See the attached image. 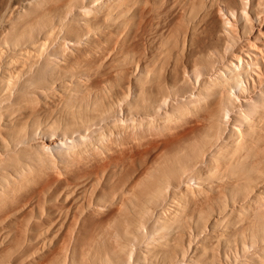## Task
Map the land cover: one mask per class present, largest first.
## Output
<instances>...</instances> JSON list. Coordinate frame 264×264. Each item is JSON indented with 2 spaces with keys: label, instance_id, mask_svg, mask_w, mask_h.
Segmentation results:
<instances>
[{
  "label": "rangeland",
  "instance_id": "374dc122",
  "mask_svg": "<svg viewBox=\"0 0 264 264\" xmlns=\"http://www.w3.org/2000/svg\"><path fill=\"white\" fill-rule=\"evenodd\" d=\"M48 1L49 0H47L46 5L45 0H0V51L5 50L3 53L1 51L2 55L4 53L8 55V53L13 51V46L7 42V36L9 35L7 33L12 32L13 29H17L20 34L24 31H29L30 27L33 26V30L31 29L29 33H25L24 42L16 47L15 50L19 48L20 50L23 49L24 51V48H28L27 45L37 42V44L35 43L36 45L33 44V46H36L34 47L35 49L33 48V51L36 50L37 52L34 51V53L32 51L34 54L31 53L33 56L31 55L32 57L28 59V62L26 60V63L22 58L20 59V57L11 61H17L19 63V59L20 62L22 60L26 65L25 66L24 64L19 63L23 65V68H27L31 63L33 70L39 66L46 67L47 70L45 73V81H38V84H34L33 88H28V93L24 94L26 98L16 107H20L19 109H22L20 112L19 110H16L15 113L11 114L5 110L1 111L4 115L1 114L0 116L2 119H0V121H3V123L0 122V127L5 128L7 126L5 128L7 133L5 132L6 130L0 129L3 131L0 132V134L2 133L0 141L2 139L5 140V136L10 133L9 131H11V128L13 126H19L20 121V126L24 127L27 125L25 127L27 135L21 143L19 142L20 145L17 144L19 146L18 148H15V152L13 150H9L8 152L7 150V152L3 154L4 151L1 153L0 150V174H2L3 171L13 172L12 169H14V167L18 168V171L20 172H18V178L14 175V173H11V178L7 176L8 174H4L6 177H8L6 178V185H4L3 180L0 179V182L2 183V185H0V264H131L132 262V264H193L191 260H193V256L195 254L202 256H198V258L200 257V259H197L196 261H199L198 264H254L258 258H260L258 259L259 262L257 261L258 264H264V255H262L264 254V239L261 240L262 242L260 241L256 242V244H250L249 241L252 240L246 238L245 236L248 234L247 230L245 229H248L247 227H249V225L251 226L250 222H247L248 219V221H250L249 217L252 213L249 211L258 207L260 213L262 216H264V193H262L264 192V161L260 162L263 163L262 165L259 164L261 169L258 168L259 170L256 171L257 173H255V180L251 179L252 181L249 180L247 182V184L249 183L251 186L250 189L246 188L243 182H240V184L237 181L238 184L235 185L236 180H234L232 177H225L229 182L226 181V179L219 174L220 172L214 173V171H218L216 165L220 162H216L214 158H212V155L209 153V151L203 152L202 156L201 146L198 145V140L204 137L203 124L199 120H196L195 116L189 111L191 104H193L192 101L197 98L196 94L202 87L200 82L203 78L207 80L209 78L208 81H211L215 78V74L220 70L226 72L228 68H233V66L236 64V66H238L239 63V66H244V68L241 70L242 76L240 75V79L243 81V84H245L244 81L247 78V83H249L250 89L247 93V96L244 93L241 95L237 93L238 90L236 88L231 89L232 92H234V90L236 92L233 93V97L236 95V100H240L238 102L234 99V106L237 107L241 104H244L241 102L243 96L250 99L258 97L256 90L253 91L251 89V84L253 82V84L256 85L264 81V0H217V2H215L216 0H195L196 2H194V6L192 3L194 0H104V2L103 0H66L67 2L65 0H59L60 2H56V0H54V2L52 1L53 4H51V0L49 2ZM189 2L191 3L189 4ZM42 3L43 7L41 6ZM61 3H63V5H59ZM48 4L51 5V7ZM45 5L50 10L48 8L47 10ZM41 7L43 8L44 14L42 11V14H39ZM38 8H40V10ZM44 10L46 12H44ZM85 10H87L88 14L91 16L87 15ZM35 12H38V18L37 15L34 14ZM84 12L86 15H83L86 17L82 15ZM232 12H235L234 15L236 14V16H231ZM245 13H247L246 15L248 16L249 20L246 19V17L244 18ZM31 16L33 19L35 17L37 23L31 18ZM101 16L102 18L106 16L103 18L105 21L102 20ZM31 21L33 22L32 24ZM39 21L41 22L38 23ZM11 23H13L12 26ZM20 23L24 24V26L23 24L21 25L25 30H22L23 27H21V25L20 28L22 31L19 29L18 26ZM33 24L36 25L34 26ZM13 25L16 26L14 27ZM226 26L229 27L230 30L233 27L234 29L230 31ZM49 29H51V31ZM236 29L238 31L241 30L239 34ZM47 32H49L50 36ZM232 32L238 36L236 35V37ZM46 33L49 37L46 35ZM245 39L249 40L246 41ZM42 41L44 47L41 46ZM3 43H5L4 45L6 46H4ZM248 43L251 45V48L247 46ZM255 49L261 50L256 51ZM64 51L66 53H64ZM71 52L72 54H70ZM12 54L13 53L10 55ZM80 54L82 55L79 56ZM224 54L227 57H225ZM254 54L257 56L259 62L257 64L259 67L256 68L257 70L253 68L257 66H252L251 69L249 67H245V63H247V61L251 60L250 62H252V60H254L252 57ZM82 56L85 57L82 58ZM76 57L78 59H76ZM2 59H0V65ZM32 59L33 61H31ZM164 59L165 61H163ZM236 59H240L238 60L239 63H237ZM73 60L76 62L78 60L80 61L76 63ZM61 61L63 64H61ZM17 62L15 65H11L9 68L14 69L16 67L15 69H18L21 65H19ZM159 63H161V66ZM74 66L78 69H76ZM224 66L227 68V70ZM70 67L73 69H70ZM205 70L206 72H203V75L201 71ZM251 72H254L258 77L253 75ZM197 75H199V77H197ZM248 76L251 77L252 80H249ZM195 78L197 79L196 83ZM58 81L65 82L67 86L62 82V85H59ZM83 82L88 83L83 84ZM70 83L71 86L69 88L68 84ZM54 86L58 87L55 89L53 88ZM52 88L55 91H52ZM41 90H43L44 93ZM62 90L65 91L63 92ZM51 91L52 93L50 94ZM86 91H89V93H86ZM48 92L50 97L46 94ZM68 92H72V94H69ZM31 94L33 96H30ZM43 94H45V97ZM68 94L71 97H80L82 94H84L83 96L87 95L88 98L95 101L97 110L90 112V114L94 116V118H89L93 119V121L91 120V123L83 126L79 125L80 128H75L73 126L74 128L71 129L70 126L72 125L69 124V117L71 115H69V113H67V109H65L67 106L65 100L67 101V99H69L68 96L66 97ZM34 96L38 97L35 98ZM62 97L64 99H62ZM40 98L42 99L40 100ZM167 98L170 99L167 100ZM181 98L185 100H182ZM35 101L38 102L37 104L39 107H37L35 104H32ZM63 102H65L64 104L66 106L63 105ZM24 103L28 105L32 104L31 106L27 105V108L32 106L33 107L31 109L35 107L38 108L37 110L35 109V114L34 112L32 114V110L29 109V113L31 114L28 115V117L26 115L28 114V109H26ZM4 104H6V102ZM60 105L65 106L62 110L64 115L60 114V108H63V106L60 107ZM103 105L107 110L104 109ZM157 105L161 106L162 109H160V107ZM157 109L163 111L158 112ZM176 112L180 114L177 115ZM174 113H176V115ZM230 113L231 112H229L228 115L231 118V121L229 120L230 123H226L227 117L225 119L223 118L224 124H222V132L223 136L225 137H232L231 128L233 124L237 127L236 129L239 128V130H243V128L246 129V126H250L246 122H243L244 124L239 122L238 124V122H236L238 115L234 111L231 114ZM5 114L7 115L5 116ZM8 115L9 117L7 118ZM170 117L171 119L166 120V118ZM172 118H174V121ZM60 119L62 121H60ZM8 120L10 121L8 122ZM45 122L48 126L45 124ZM262 124H264V118L260 119L259 124L256 123L255 125H252L255 127V131H262V133H260L263 135L264 125ZM97 126H99V128ZM42 127L45 128L43 129ZM227 128L229 129L227 130ZM78 129L81 130L78 131ZM101 130H104V133H101ZM94 131H96V134H98V136L96 135L97 139L95 141L91 138L93 134H95ZM50 134H55L54 137L52 136V138H56L51 140L49 137ZM79 135L87 136L86 149L89 148L88 150H86L84 147L83 151L81 150V147H75V145L68 148L67 150L63 148L60 150L53 148L50 151L46 150V152L44 151L45 149L41 150L44 144L50 145V142L52 141L57 142L60 137L62 138V136H67L69 139L78 140L79 138L77 139V137ZM236 136L238 137V134L235 135V137ZM235 137L232 139L235 141L236 145L238 138L235 139ZM89 139L91 143L88 142ZM97 140H100V143ZM5 141L3 143H5ZM37 141L39 142L38 144L36 143ZM41 142L44 143H42V147ZM77 148L80 150V153H78L79 151L76 150ZM74 149L79 155L74 151L73 152L76 155L72 153L71 150ZM186 149H190L193 152L192 159L197 162L196 166L194 168L185 169L186 173L183 175L184 179L183 176L179 178L171 177L170 183L171 186L175 188V190L177 188L176 192L174 188L170 186L171 188H169V191L168 189H165L166 191H164L161 199H159L158 202L151 207L152 209L150 208L149 212H145V214L144 212L143 214L141 213L143 215V217H141L143 223L142 225H139L138 223L137 224L142 227L141 229L139 227L136 228L140 230L143 228L144 232L140 230L137 231V229L136 232H131L133 233V240L135 237V242H133L131 236L124 234H128L129 232L127 233L123 227L118 231L113 232L109 225L118 217V209L120 208V204H118L119 201L121 199L126 200L134 198L132 190L148 177L149 171L151 169L155 167L157 168L160 166V164L162 165L163 163H166L167 160L175 153H184ZM12 152L15 153L14 156L12 154L10 155ZM259 152L260 151H258L256 155H253L252 158L254 159L256 156H262V153L260 154ZM203 162L204 165H202ZM214 163H217L215 165L216 167L214 166ZM22 164L25 166H22ZM221 166L222 163L219 164L218 167L223 170ZM21 170H23V173ZM178 170L176 169L174 171L178 172ZM204 171H207L205 175ZM261 177H263V180H261ZM180 180L183 181L181 182ZM218 180L219 182L225 180L224 182L231 183L228 185H232V187L226 186V183H224V185L226 184L225 186H220L222 183L219 185ZM231 180H233L235 184H233ZM253 180L256 182L258 181L259 184H257L258 182L255 183ZM184 181L186 184L188 183V185H186ZM208 184H212L210 188ZM182 185L184 188L181 187ZM185 186L188 188L192 186L195 188V192H197L196 188L199 189L201 186L200 188L202 190H199L203 192V194L200 193L203 195V199L200 194H197L198 197L200 195L198 199L194 190L192 191L191 188V190L188 191V188ZM257 187L258 190L260 188L259 191L257 190ZM218 189H220V191ZM199 190L198 192H200ZM184 191L186 194L189 192L188 198L186 197L187 195L184 196L186 200H199L201 203H203V205L199 201L198 202L200 205L197 201L192 202L193 204L190 203V206L192 205V209L196 206V210H192L194 211V216L192 218L193 220L186 219L187 221H185H190L191 223H188L191 224L190 226L193 224V227H199L196 232L194 231L195 227L193 228L192 236L190 235V238L188 237L189 229L188 226H186L187 224L185 225V221H183L184 219L179 221L180 223H184H178L179 226H176L174 223L175 221L172 222L173 220L178 219H176V214L174 212L173 213L175 215L172 213L174 209L177 210V213L178 211L182 212V210H185V213L188 212V209H186L184 203L179 202L178 199L180 197L179 194H181V196L185 195L183 194L185 193ZM190 191L192 193H190ZM217 191L220 193L223 192L224 195H222V193L219 195L220 193L218 192V194ZM165 193L169 195L167 196ZM209 193L213 194L210 195ZM216 193L219 195V198H216L218 197ZM191 194L193 197L195 195L196 199L195 197L194 199L190 197ZM250 194H252L251 198L249 197ZM174 195L178 196L175 197ZM208 195H210V197ZM259 195H263V198H260ZM221 196L227 197L228 201L225 197L222 199ZM211 197L212 200H209ZM258 197L260 198L258 199L259 201L257 200ZM175 198L179 202L178 205V202ZM224 198L227 201H225L227 205L222 203L224 202ZM201 199L203 201H201ZM206 199L209 201L207 202ZM213 199L215 200L214 203ZM216 199L219 200L217 201ZM252 199L255 200L250 201ZM175 200L176 203L174 202ZM238 200H241L244 204H247L248 207V204H250L249 202L259 206L255 205L254 207V205L250 204V208L246 206V212L243 210L245 205L240 202L241 204L239 203L237 206L240 207L242 204L244 205L243 209L241 208V210L245 211V213L242 215V211H240L239 208L236 210L238 212L232 209L233 206L235 207V204H237L236 202H238ZM210 202L212 204H210ZM215 202L217 203V206H215ZM205 203L208 207L205 205ZM174 204L177 206L174 207ZM178 206L180 207L179 209H182L181 207L183 206V209L179 210ZM212 206L214 207V210L212 209ZM218 206H221L222 209L224 207H226L225 209L228 208L227 211L232 209L229 211L230 214H225L227 219L226 216L225 220H223V218V221L220 219L221 222H223L222 226L220 221H214V217H216V219L218 218L217 214L219 213H217L216 210ZM221 207L219 208V212L221 211ZM158 208H160L162 211ZM164 209H166V211ZM198 209H200V211ZM208 209L212 210L207 211ZM154 211L157 212V214ZM212 211H214L215 214H213L214 212L212 213ZM171 213L175 219L172 215H170ZM196 213L199 215H196ZM236 213L241 214L242 217H238ZM141 214L138 213V215L142 216ZM138 215L136 214V216L133 215L132 217L137 219ZM152 215H155L156 217L153 216L152 218ZM169 215L173 217L172 221H170L172 218H169L170 220L167 219ZM208 215L211 221L213 219L214 220L210 222L212 225L208 223L209 225L207 224V227L204 228V221H210L208 219ZM244 216L248 218H244ZM162 217L167 218L164 220ZM203 218H206V220H203ZM231 218H234L235 221ZM237 218H240V220ZM242 218L244 219L245 223ZM161 222L167 223L170 226L172 225L171 223L175 224V227H173L171 230H173L174 233L176 232L178 236H181V233L183 234L185 239L183 241L185 253L183 252V254L185 256L183 255V258H180V260L179 256L181 257L182 254L177 253V249L175 248L176 241H173L175 238H172L176 237L177 239V236H174L176 233L174 234L173 231L170 232L173 234V236L170 240L169 234V236H167L169 239H167L165 235L166 231L163 228L161 229L163 226ZM156 223H158L160 226L157 227L158 225ZM232 223H237L238 225L236 224L234 226ZM241 224L242 227L244 226V228L240 227ZM185 227H187L188 230H185ZM157 228H160L161 230L159 229L156 231ZM214 229H216V231ZM236 229H244V231H240L239 233V230L237 231ZM209 230L214 232L212 233ZM234 230L236 231L234 232ZM139 232L141 234H139ZM242 233L245 235L243 236ZM234 234H236V239L234 238ZM162 235H165L163 237H165L167 240L162 238ZM118 236L120 239H118ZM114 237H117L118 240H122V243L123 241L126 243L128 241L129 246L128 244L124 243L123 245L128 247L126 248L127 250H130L131 252L133 251L132 254H130V258H128L129 256H127V258L125 256V254L129 253L126 252L127 250H123V253H121L118 242H116V245H119V249L116 248L117 246L115 244H112L114 243ZM159 237L165 240L163 243L162 239H160V247L155 244L158 242L157 240H159ZM152 240H154V243H152ZM166 241H170V243H167ZM172 241L174 243V246L172 245L173 247L170 246ZM130 242L133 249L130 248ZM148 242L151 244L148 245ZM122 243L120 244L122 245ZM186 243H189L190 247ZM123 245L121 247H123ZM199 245H202L205 247V249L202 246L200 247L201 250L197 249L199 248ZM243 245L246 246V249ZM257 245L258 250L256 249ZM170 249H173L171 251L173 256H171L172 254ZM241 249L244 250L241 251ZM162 251L165 252L163 253ZM173 251L178 254V257H175L176 254ZM196 251L203 253L201 255V253H197ZM154 252L157 255L156 258ZM120 253L122 255H120ZM153 253L154 256H152ZM168 253L170 256H168ZM106 255L109 257V259L104 258ZM148 255L153 259H150ZM190 255L192 258L191 260H189ZM138 256H140V258H137ZM170 257L172 259H170ZM145 258L146 263L143 260ZM173 258L175 260H173ZM129 259L131 260L129 261ZM246 259L249 261H246ZM136 260L140 261L138 262Z\"/></svg>",
  "mask_w": 264,
  "mask_h": 264
},
{
  "label": "bare ground",
  "instance_id": "6f19581e",
  "mask_svg": "<svg viewBox=\"0 0 264 264\" xmlns=\"http://www.w3.org/2000/svg\"><path fill=\"white\" fill-rule=\"evenodd\" d=\"M50 1V0H49ZM48 1V2H49ZM54 2V0H51V2ZM59 0H56V2H58ZM61 1V0H60ZM59 1V2H60ZM66 1V0H65ZM118 1V0H117ZM191 1V0H190ZM193 1V0H192ZM197 1V0H196ZM195 0L192 2L193 3V6H194V2H196ZM227 1V0H226ZM45 2H46V5H47V0H45ZM45 2H44V4H45ZM53 2L51 3V4H53ZM55 2V3H56ZM67 2V1H66ZM66 2H64V3H66ZM103 2H104V0H103ZM215 2H217V0L215 1ZM264 2V1H263ZM262 2V3H263ZM34 3V2H33ZM191 2H189V4H190ZM31 4V3H30ZM94 4H96V3H94ZM114 4V3H113ZM117 4V3H116ZM211 4H212V1H211ZM250 4V3H249ZM45 5V6H46ZM49 5V4H48ZM59 5H63V3H61V4H59ZM28 6H29V4H28ZM41 6L43 7V3L41 4ZM50 7H51V5H49ZM191 6H192V4H191ZM191 6H190V8H191ZM192 6V7H193ZM200 6V5H199ZM246 6H248V5H246ZM245 6V7H246ZM261 6V5H260ZM40 7V6H39ZM41 7V10H40V8H38L39 10H37V11H39L40 13L39 14H42L43 13V8ZM48 7L46 6V9H47ZM57 8V7H56ZM128 8V7H127ZM185 8V7H184ZM246 8H248V7H246ZM45 9V8H44ZM49 9V8H48ZM47 9V10H48ZM53 9V8H52ZM55 9V8H54ZM249 9V8H248ZM50 10V9H49ZM81 10V9H80ZM82 10H84V9H82ZM89 10V9H88ZM187 10V9H186ZM193 10V9H192ZM22 11V10H21ZM41 11H42V13H41ZM54 11V10H53ZM86 12H87V10H85ZM111 11H113V10H111ZM24 12V11H23ZM44 12H46L45 10H44ZM83 12V11H82ZM100 12V11H99ZM242 12V11H241ZM244 12V11H243ZM28 13V12H27ZM112 13V12H111ZM189 13V12H188ZM208 13V12H207ZM234 13L235 12H232V15L231 16H236V14L234 15ZM259 13V12H258ZM32 14V13H31ZM34 14H36L37 15V18H38V12L36 13H34ZM44 14V13H43ZM89 15V16H91L90 14H88V12L85 14V12L84 13H82V15ZM247 13H245V15H246ZM19 15V14H18ZM18 15H17V18H18ZM33 15V14H32ZM35 15V16H36ZM83 15V16H84ZM244 15V18L246 17V19H248V16L246 15L245 16ZM41 16V15H40ZM84 17H86V16H84ZM88 17V16H87ZM94 17V16H93ZM104 17H106V16H104ZM103 17V18H104ZM24 18V17H23ZM26 18V17H25ZM31 18H32V16H31ZM36 18V19H37ZM101 18H102V16H101ZM102 18V20H104ZM201 18V17H200ZM243 18V19H244ZM33 19V18H32ZM40 19V18H39ZM199 19V18H198ZM245 19V20H246ZM31 20V19H30ZM36 23H37V21L35 20V17H34V19H33ZM32 20V21H33ZM46 20V19H45ZM249 20V19H248ZM25 21H26V19H25ZM31 21V24L33 23ZM105 21V20H104ZM247 21V20H246ZM12 22V21H11ZM20 22V21H19ZM34 22V23H35ZM41 21H39L38 23H40ZM99 22V21H98ZM103 22V21H102ZM235 22H236V20H235ZM227 23H229V22H227ZM232 23V22H231ZM12 24L13 23H11V26H12ZM21 24H23V23H20L19 24V29L21 30V28H20V25ZM26 24V23H25ZM27 24H28V21H27ZM30 24V23H29ZM30 24V25H31ZM50 24V23H49ZM198 24V23H197ZM16 25H18V24H16ZM15 25V26H16ZM29 25V26H30ZM34 25V24H33ZM36 25V24H35ZM34 25V26H35ZM191 25V24H190ZM196 25V24H195ZM234 25V24H233ZM14 26V25H13ZM14 26V27H15ZM23 26H24V24H23ZM22 25H21V27H23ZM29 26H27V27H29ZM32 26V25H31ZM50 26V25H49ZM194 26V25H193ZM225 26V25H224ZM237 26V25H236ZM17 27V28H18ZM195 27V26H194ZM227 27V26H226ZM237 27H239V26H237ZM9 28V27H8ZM25 28H26V26H25ZM33 26L32 27H30V30L32 29L33 30ZM36 28V27H35ZM56 28V27H55ZM227 28H229V27H227ZM231 28H232V26H231ZM11 29V28H10ZM24 29V27L22 28V30ZM188 29V28H187ZM186 29V30H187ZM232 29H234V27L232 28ZM232 29L230 30V28H229V30L230 31H232ZM21 30V31H22ZM25 30V29H24ZM29 30V29H28ZM29 30V31H30ZM50 31H51V29H49ZM29 31H24V32H22V33H20L19 34V32H18V30L16 29V30H14L13 29V31L12 32H10V33H7V30H6V33L7 34H9L8 36H7V42L10 44V45H12L13 46V48H12V50L13 51H11V53H13L12 55H10L11 53H8V55L6 54V53H4L3 55H2V53L3 52H5V50L4 51H2V53H1V51H0V59H2V58H4V59H2L1 60V65H0V67H1V71H0V116H1V114H3L1 111H7V112H10L11 114L12 113H15V111L17 110H19V112H20V110H22V109H19V108H16L17 107V105L21 102V101H23L25 98H26V96L24 95V94H27L28 92V88H33V85L34 84H38V81H45V79H46V77H45V73H46V67H37V68H35L34 70H33V66L31 65V63L28 65V67L27 68H23V65H21V64H19V63H22V64H24L23 63V61L25 62L26 60H27V62H28V59H30L33 55L31 54V53H33L34 51H36V50H34L33 51V48L34 47H36V46H33V44H37V42H33V44H30V45H27L28 46V48L26 49V48H24V51H23V49H16L15 50V48L16 47H18L22 42H24V39H25V33L26 32H28L29 33ZM49 31V32H50ZM53 31H54V29H53ZM60 31V30H59ZM224 31V30H223ZM234 31V30H233ZM236 31L238 32V34H239V32L241 31H238L237 29H236ZM260 31V30H259ZM18 32V33H17ZM49 32H47L48 33V35H49ZM235 32V31H234ZM234 32H232V33H234ZM263 32V31H262ZM5 33V34H6ZM47 33H46V35H47ZM229 33V32H228ZM227 33V34H228ZM236 33V32H235ZM234 33V34H235ZM243 33V32H242ZM261 33V32H260ZM259 33V34H260ZM220 34V33H219ZM47 35V36H48ZM91 35V34H90ZM225 35V34H224ZM230 35H231V33H230ZM237 34H235V36H236ZM4 36V35H3ZM2 36V37H3ZM50 36V35H49ZM48 36V37H49ZM218 36V35H217ZM232 36H234V35H232ZM238 36V35H237ZM236 36V37H237ZM254 36V35H253ZM252 36V37H253ZM47 37V38H48ZM182 38V37H181ZM233 38H235V37H233ZM251 39V38H250ZM1 40V39H0ZM41 40V39H40ZM44 40V39H43ZM193 40V39H192ZM246 40V39H245ZM249 40V39H248ZM248 40H246V41H248ZM39 41V40H38ZM44 41H46V40H44ZM83 41V40H82ZM245 41V42H246ZM250 42V41H249ZM39 43V42H38ZM45 44H47L46 42H44ZM64 43V42H63ZM82 43V42H81ZM86 43V42H85ZM247 43V42H246ZM264 43V42H263ZM5 43H3V45H4ZM35 44V45H36ZM73 44V43H72ZM76 44H78V43H76ZM75 44V45H76ZM2 45V46H3ZM64 45V44H63ZM86 45V44H85ZM184 45V44H183ZM209 45V44H208ZM4 46H6V45H4ZM26 46V47H27ZM41 46L42 47H44V45H43V41L41 42ZM41 46H40V48H41ZM68 46V45H67ZM77 46V45H76ZM79 46V45H78ZM185 46V45H184ZM241 46V45H240ZM247 46H249V48H251V45H249V43L247 44ZM22 47H24V46H22ZM85 47H87V46H85ZM96 47V46H95ZM1 48V47H0ZM67 48V47H66ZM72 48V47H71ZM223 48H225V47H223ZM230 48V47H229ZM241 48H243V47H241ZM241 48H240V50H241ZM256 48V47H255ZM259 48V47H258ZM5 49V48H4ZM9 49V48H8ZM8 49H6V50H8ZM35 49V48H34ZM81 49V48H80ZM79 49V50H80ZM88 49V48H87ZM87 49H86V51H87ZM37 50H39V49H37ZM42 50H44V49H42ZM256 51H259V50H261V49H255ZM33 51V52H32ZM81 51V50H80ZM167 51V50H166ZM166 51H164V52H166ZM224 51V50H223ZM226 51V50H225ZM227 51H229V50H227ZM37 52V51H36ZM44 52V51H43ZM82 52V51H81ZM90 52H92V51H90ZM163 52V53H164ZM211 52V51H210ZM209 52V53H210ZM230 52V51H229ZM35 53V52H34ZM33 53V54H34ZM41 53H42V51H41ZM64 53H66L65 51H64ZM74 53V52H73ZM77 53H78V51H77ZM215 53V52H214ZM223 53V52H222ZM261 53V52H260ZM69 54V53H68ZM70 54H72V52L70 53ZM166 54V53H165ZM264 54V53H263ZM2 55V56H1ZM5 55V56H4ZM32 55V56H31ZM64 55V54H63ZM75 55V54H74ZM73 55V56H74ZM82 54H80L79 56H81ZM87 55V54H86ZM85 55V56H86ZM164 55V54H163ZM225 55V54H224ZM246 55V54H245ZM36 56V55H35ZM85 56H82V58L83 57H85ZM161 56V55H160ZM217 56V55H216ZM233 56V55H232ZM232 56H231V58H232ZM2 57V58H1ZM20 57V59L22 58L23 59V61L21 60V62H20V60L18 59V61H19V65H21L22 66V68H21V66L18 68V69H13V68H9L11 65H15V63L14 62H12L11 60H14V59H16V58H19ZM24 57H25V60H24ZM37 57V56H36ZM39 57V56H38ZM78 57V56H77ZM76 57V59H78ZM166 57H168V56H166ZM225 57H227L226 55H225ZM230 57V56H229ZM228 57V58H229ZM239 57V56H238ZM238 57H236V58H238ZM252 57L254 58V60H252V62H250V61H247V63H245L246 65H245V67H249L250 69L252 68V66H257V64L259 63L258 62V59H257V56L254 54V55H252ZM260 57H261V54H260ZM35 58V57H34ZM33 58V59H34ZM61 58V57H60ZM74 58V57H73ZM213 58V57H212ZM219 58V57H218ZM33 59L31 60V61H33ZM62 59V58H61ZM75 59V60H76ZM85 59V58H84ZM84 59H83V61H84ZM230 59V58H229ZM64 60V59H63ZM80 60H82V59H80ZM80 60H78L77 62H79ZM195 60V59H194ZM193 60V61H194ZM221 60V59H220ZM226 60V59H225ZM237 60V63H239V61L238 60H240V59H236ZM36 61V60H35ZM74 61V60H73ZM82 61V62H83ZM85 61H86V59H85ZM84 61V62H85ZM163 61H165V59L163 60ZM192 61V62H193ZM245 61V60H244ZM62 62V61H61ZM65 62V61H64ZM74 62H76V61H74ZM76 62V63H77ZM82 62H80V63H82ZM162 62V61H161ZM223 62H224V60H223ZM229 62V61H228ZM26 63V62H25ZM264 63V62H263ZM61 64H63V62L61 63ZM65 64V63H64ZM161 63H159V65H160ZM231 64H233V63H231ZM240 64V63H239ZM239 64H238V66H233V68H228V70H227V68H226V72H224V71H222V70H220L218 73H216V72H214V73H216L215 75V78L213 79V80H211V81H208L209 80V78H208V80L207 79H205V78H203L202 80H201V82H200V84H201V88L198 90V92H197V94H196V96H197V98L195 99V100H193L192 102H193V104H191V107L190 106H188V107H190V109H189V111H190V113H192L194 116H195V118H196V120H199L200 122H202V124H203V128H204V137L202 138V139H200V140H198V145L199 146H201V151H202V156H203V152H205V151H209V153L212 155V158H214V160L217 162V161H219L220 163L219 164H221L222 163V166H221V168H223V170L222 169H220V167H218L219 166V164H215L214 163V166L216 165L217 166V170L218 171H214V173L215 172H220L219 174L221 175V176H223L224 178L225 177H232L234 180H236V184H235V182L233 181V180H231V182L233 183V184H235V185H237L238 184V182L240 183V182H243V184H245V187L246 188H249L250 189V184L248 183L247 184V182L249 181V180H251V179H254L255 178V173H257L256 171L257 170H259L258 168H260L261 169V167H259V164H263V163H260L261 161H264L263 159H264V137H263V135H264V132H263V135L261 134L262 133V131H255V127L252 125V124H259V121H260V119H263L264 118V81L262 82V83H258V84H253V82H252V90L254 91V90H256V94L258 95V97L256 98H254V99H250V98H246L245 96H243V98H242V100H241V102H243L244 104H241V105H239V106H234V99L236 100L237 99V97H236V95L234 96V97H236V98H234L233 97V93H236L235 92V90H234V92H232V90L231 89H237L238 90V92L237 93H239L240 95L241 94H246V96L248 95L247 93L249 92V89H250V86H249V83H247V78H246V80L244 81L245 82V84H243V81H241V77H240V75H241V70L244 68V66H242V65H240L239 66ZM252 64V65H251ZM25 65V64H24ZM79 65V64H78ZM85 65V64H84ZM222 65V64H221ZM229 65V64H228ZM26 66V65H25ZM54 66V65H53ZM65 66H66V64H65ZM69 66V65H68ZM76 66V65H75ZM74 66V67H75ZM161 66V65H160ZM194 66V65H193ZM231 66V67H232ZM57 67V66H56ZM213 67V66H212ZM60 68V67H59ZM76 68V67H75ZM161 68V67H160ZM159 68V69H160ZM224 68V69H225ZM248 68V69H249ZM253 68H259L258 66L257 67H253ZM70 69H73V68H71L70 67ZM76 69H78V68H76ZM83 69V68H82ZM194 69V68H193ZM192 69V70H193ZM212 69V68H211ZM247 69V68H246ZM68 70V69H67ZM208 70V69H207ZM209 70H210V68H209ZM213 70V69H212ZM257 70V69H256ZM259 70V69H258ZM214 71V70H213ZM244 71H245V69H244ZM251 71H253V70H251ZM202 73L203 72H206V70L205 71H201ZM208 72V71H207ZM243 72V71H242ZM259 72V71H258ZM257 72V73H258ZM67 73V72H66ZM163 73V72H162ZM175 73V72H174ZM253 75H255V76H257L254 72H251ZM69 74V73H68ZM186 74V73H185ZM196 74H197V72H196ZM199 74H200V71H199ZM87 75V74H86ZM163 75V74H162ZM194 75V74H193ZM203 75H204V73H203ZM214 75V74H213ZM262 75V74H261ZM90 76H92V75H90ZM242 76V75H241ZM251 76V75H250ZM194 77H196V76H194ZM197 77H199V75H197ZM210 77V76H209ZM258 77V76H257ZM263 77V76H262ZM33 78H35V79H33ZM87 78V77H86ZM86 78H84V79H86ZM211 78H213V77H211ZM256 78V77H255ZM32 79V80H31ZM76 79V78H75ZM196 79V78H195ZM248 79L249 80H252L251 79V77H249L248 76ZM78 80V79H77ZM80 80V79H79ZM82 80V79H81ZM189 80V79H188ZM257 80H258V78H257ZM64 81V80H63ZM195 81V80H194ZM59 82V81H58ZM57 82V83H58ZM62 82V81H61ZM59 82V85H62V83H65V82ZM67 82V81H66ZM70 82V81H69ZM82 82V81H81ZM80 82V83H81ZM160 82V81H159ZM197 82V79H196V81H195V83ZM260 82V81H259ZM61 83V84H60ZM85 82H83V84H84ZM88 83V82H87ZM87 83H85V84H87ZM194 83V82H193ZM192 83V84H193ZM66 84V83H65ZM248 84V85H247ZM58 85V84H57ZM73 85V84H72ZM66 86H67V84H66ZM70 86H71V83L70 84H68V87L70 88ZM82 86V85H81ZM158 86V85H157ZM34 87H36V86H34ZM58 87V86H57ZM56 86H54L53 88H57ZM64 87V86H63ZM192 87V86H191ZM195 87H197V86H195ZM52 88V89H53ZM68 88V89H69ZM51 89V90H52ZM88 89V88H87ZM86 89V90H87ZM90 89V88H89ZM50 90V89H49ZM60 90V89H59ZM65 90H67V89H65ZM64 90V91H65ZM231 90V91H230ZM42 92H43V90H41ZM44 91H45V89H44ZM46 91H47V89H46ZM52 91H55L54 89L52 90ZM52 91L50 92V94L52 93ZM63 91V90H62ZM61 91V92H62ZM63 91V92H64ZM85 91V90H84ZM194 91H195V89H194ZM89 93V91H86V93ZM99 92V91H98ZM11 93H13V94H11ZM39 93H40V90H39ZM44 93V92H43ZM69 93V92H68ZM71 94H72V92H70ZM69 93V94H70ZM85 93V92H84ZM195 93V92H194ZM251 93V92H250ZM254 93V92H253ZM47 95L49 94V92L48 93H46ZM64 94V93H63ZM69 94L68 95H66V97L68 96V98L69 99H67V101L65 100V102H66V105L64 104L65 102H63V105H65V106H63V105H60V107H62L63 106V108H60L61 110H60V114L62 115L63 113H62V110L64 109V107H65V109H67V113H69V115H71L69 118H70V122H69V124H71L72 126H70L71 127V129H73L74 127L75 128H80L79 127V125L80 126H83V125H87L88 123H91V120L93 121V119H89L90 117H93L94 118V116L92 115V114H90V112L91 111H96L97 110V107L95 106V101L93 100V99H90V98H88V96L86 95V96H83L84 94H80L79 96L80 97H76V96H74V97H71V96H69ZM252 94V93H251ZM1 95H3V96H1ZM45 94H43V96H44ZM58 95V94H57ZM78 95V94H77ZM130 95V94H129ZM188 95V94H187ZM28 96V95H27ZM30 96H33L32 94L30 95ZM30 96H28V97H30ZM41 96V95H40ZM49 96V95H48ZM238 96V95H237ZM35 97V96H34ZM36 97H38V96H36ZM35 97V98H36ZM45 97V96H44ZM50 97V96H49ZM65 97V96H64ZM185 97V96H184ZM191 97H192V95H191ZM33 98V97H32ZM34 98V99H35ZM239 98V97H238ZM42 98H40V100H41ZM60 99V98H59ZM62 99H64L63 97H62ZM66 99V98H65ZM170 99V98H169ZM168 98H167V100H169ZM179 99V98H178ZM182 99V98H181ZM240 99V98H239ZM29 100V99H28ZM163 100V99H162ZM161 100V101H162ZM166 100V101H167ZM182 100H185V99H182ZM38 101V100H37ZM37 101H35L34 103H32V104H35L37 107H39L38 106V102ZM102 101V100H101ZM236 101H238V100H236ZM240 101V100H239ZM238 101V102H239ZM6 102V104H4ZM112 102V101H111ZM172 102H173V99H172ZM29 103V102H28ZM174 103H175V101H174ZM178 103V102H177ZM25 104V103H24ZM32 104H30V105H28V104H25V106H26V109H28V114H26L27 116L28 115H30L31 113L33 114V112H34V114H35V111L38 109V108H36L35 107V105H34V107L35 108H33L34 109V111H33V109H31L32 107H28L27 108V105L28 106H31ZM114 104V103H113ZM161 104V103H160ZM163 104V103H162ZM165 104V103H164ZM166 104H167V102H166ZM22 105V104H21ZM40 105V104H39ZM176 105V104H175ZM158 106V105H157ZM22 107V106H21ZM56 107V106H55ZM103 107H104V105H103ZM158 107H160V109H162V107L161 106H158ZM167 107V106H166ZM119 108V107H118ZM25 109V108H24ZM32 110V112L31 113H29L30 112V110ZM36 109V110H35ZM40 109V108H39ZM104 109H106L105 107H104ZM120 109V108H119ZM55 110V109H54ZM58 110V109H57ZM107 110V109H106ZM165 110H167V109H165ZM27 111V110H26ZM65 111V110H64ZM63 111V112H64ZM157 111L159 112V111H163V110H158L157 109ZM183 111H185V110H183ZM183 111H182V113H183ZM235 112L237 115H238V118L236 119V122H238V124H239V122L241 123H243V122H246L248 125H250V126H246V129L245 128H243V130L242 129H240L239 130V128L238 129H236L237 127L236 126H234V124H233V126H232V128H231V134H232V137L230 136V137H225V136H223V125L222 124H224L223 122V120L227 117V119H226V123H230V117L228 116L229 115V112ZM7 112H5V113H7ZM104 112H106V111H104ZM187 112V111H186ZM18 113V112H17ZM67 113H65V114H67ZM177 113V112H176ZM176 113H174L175 115H176ZM185 113V112H184ZM230 113V114H231ZM9 114V113H8ZM10 114V115H11ZM36 114H37V112H36ZM180 113H177V115H179ZM187 114H188V112H187ZM4 115V114H3ZM7 114H5V116H6ZM22 115V114H21ZM57 115V114H56ZM64 115V114H63ZM101 115V114H100ZM157 115V114H156ZM174 115V116H175ZM237 115H235V116H237ZM22 116H24V115H22ZM146 116V115H145ZM159 116H160V114H159ZM190 116V115H189ZM9 117V115L7 116V118ZM29 117V116H28ZM56 117V116H55ZM57 117H59V116H57ZM61 117H63V116H61ZM65 117V116H64ZM144 117V116H143ZM11 118V117H10ZM9 118V119H10ZM38 118V117H37ZM130 118V117H129ZM133 118H134V116H133ZM224 118V119H223ZM1 119V118H0ZM12 119V118H11ZM18 119V118H17ZM118 119V118H117ZM125 119V118H124ZM149 119H151V118H149ZM157 119H159V118H157ZM168 119H171V117L170 118H166V120H168ZM174 118H172V120H173ZM176 119V118H175ZM2 120V119H1ZM14 120V119H13ZM13 120H11V121H13ZM24 120V119H23ZM22 120V121H23ZM29 120V119H28ZM172 120H169V121H172ZM230 120V121H229ZM7 121V120H6ZM10 120H8V122H9ZM26 121V120H25ZM53 121V120H52ZM60 121H62L61 119H60ZM158 121H160V120H158ZM174 121V120H173ZM262 121V120H261ZM0 122H2L3 123V121H0ZM7 122V123H8ZM19 122V121H18ZM24 122V121H23ZM27 122V121H26ZM50 122V121H49ZM122 122V121H121ZM143 122H145V121H143ZM151 122V121H150ZM161 122V121H160ZM11 123V122H10ZM25 123V122H24ZM42 123V122H41ZM104 123V122H103ZM128 123V122H127ZM147 123V122H146ZM245 123V124H246ZM252 123V124H251ZM1 124V123H0ZM5 124H6V122H5ZM26 124V123H25ZM45 124L47 125V123L45 122ZM60 124V123H59ZM157 124V123H156ZM155 124V125H156ZM244 124V123H243ZM261 124V123H260ZM8 125V124H7ZM20 125H21V121H20ZM13 126L12 128H11V131H9L8 133V135L7 136H5V140H1L2 141V143L5 141V143H1V141H0V150H1V153L3 152V154H5L6 152H7V150H8V152H9V150H13L14 152H15V148H18V146L20 145L19 144V142L21 143L22 142V140H24L25 139V137H26V135H27V132L25 131V127L27 126ZM62 125V124H61ZM101 125V124H100ZM118 125V124H117ZM136 125V124H135ZM237 125V124H236ZM262 125H264V124H262ZM3 126H4V124H3ZM48 126V125H47ZM74 126V127H73ZM77 126V127H76ZM122 126V125H121ZM134 126V125H133ZM132 126V127H133ZM159 126V125H158ZM226 126V125H225ZM230 126H231V124H230ZM241 126H242V124H241ZM7 127V126H6ZM5 127V128H6ZM98 128H99V126H97ZM96 127V128H97ZM124 127V126H123ZM127 127V126H126ZM136 127V126H135ZM226 127H228V126H226ZM243 127H245V126H243ZM5 128H1L0 127V129H4V130H6ZM43 128V127H42ZM45 128V127H44ZM43 128V129H44ZM110 128V127H109ZM112 128V127H111ZM264 128V127H263ZM46 129H48V128H46ZM117 129V128H116ZM124 129V128H123ZM229 128H227V130H228ZM9 130V129H8ZM50 130V129H49ZM79 130H81V129H78V131ZM235 130H237V131H235ZM242 130V131H241ZM258 130V129H257ZM260 130V129H259ZM102 131V130H101ZM104 131V130H103ZM101 132V133H104V132ZM112 131V130H111ZM118 131V130H117ZM0 132H3V131H1L0 130ZM6 133H7V130L5 131ZM5 132H4V134H5ZM95 132V134H93ZM92 134H93V136L91 137L94 141L97 139V137H96V135L98 136V134H96V131H94ZM107 132V131H106ZM109 132H110V129H109ZM38 133V132H37ZM39 133H40V131H39ZM2 134V133H1ZM1 134H0V137H2L1 136ZM75 134V133H74ZM86 134H87V131H86ZM110 134V133H109ZM238 134V137L236 136L235 137V135H237ZM55 135V134H54ZM54 135H52V134H50V139L51 140H54L55 138H52V136L54 137ZM101 135V134H100ZM99 135V136H100ZM37 136H38V134H37ZM74 136V135H73ZM103 136V135H102ZM3 137H4V135H3ZM101 137V136H100ZM107 137V136H106ZM235 137V139H237L238 140V142L236 143V145H235V141L232 139V138H234ZM47 138H48V136H47ZM46 138V139H47ZM73 138V137H72ZM76 138V137H75ZM79 138V139H78ZM87 136L86 135H79L78 137H77V139L78 140H75V139H69V137H67V136H62V138L60 137L59 139H58V143L57 142H55V141H52V142H50L49 140V142L51 143L50 145H46V144H44L43 142H41V147H42V143L44 144L43 145V149L41 148V150H44L45 152H46V150L48 151H50L51 149H53V148H55L56 150H60V149H68V148H70V147H72V146H74L75 145V147H77V146H79V147H81V150H83L84 151V147H85V149L87 148ZM90 138V139H91ZM40 139V138H39ZM90 139H89V141L88 142H90ZM100 139V138H99ZM45 140V139H44ZM92 140V141H93ZM101 140V139H100ZM99 140V141H100ZM32 141V140H31ZM47 141V140H46ZM93 141V142H94ZM98 141V140H97ZM98 141V142H99ZM92 142V143H93ZM97 142V143H98ZM25 143V142H24ZM30 143V142H29ZM37 144L39 143L38 141L36 142ZM91 143V142H90ZM100 143V142H99ZM17 144H19V145H17ZM34 144V143H33ZM89 144V143H88ZM16 145H17V147H16ZM94 145H95V143H94ZM93 145V146H94ZM97 145V144H96ZM30 146H32V145H30ZM89 146V145H88ZM92 146V145H91ZM21 147V146H20ZM78 147V148H79ZM83 147V148H82ZM97 147V146H96ZM39 148V149H40ZM78 148L76 149L77 151H79L78 153H80V150H78ZM91 148V147H90ZM34 149V148H33ZM32 149V150H33ZM54 149V150H55ZM80 149V148H79ZM89 149V148H88ZM88 149H86V150H88ZM55 150V151H56ZM262 150V151H261ZM53 151V150H52ZM72 151V153H74V152H76L75 151V149L74 150H71ZM74 151V152H73ZM82 151V152H83ZM258 151H260L259 153L261 154L262 153V156H256L254 159L252 158V156L253 155H256V153L258 152ZM14 152H12V153H10V155L12 154L13 156L15 155V153ZM28 152V151H27ZM40 152H42V151H40ZM45 152H43V153H45ZM67 152V151H66ZM87 152V151H86ZM14 153V154H13ZM48 153V152H47ZM70 153V152H69ZM77 152H76V154H78ZM208 153V154H209ZM2 154V155H3ZM8 154V153H7ZM75 154V153H74ZM75 154V155H76ZM45 155V154H44ZM47 155V154H46ZM79 155V154H78ZM207 155V154H206ZM206 155H204V156H206ZM7 156V155H6ZM5 156V157H6ZM12 156V157H13ZM192 156H193V152L190 150V149H186V151L184 152V153H175L172 157H170L168 160H167V162L166 163H163L162 165L160 164V166L159 167H155V168H153V169H151L150 171H149V174H148V177L143 181V182H141L135 189H133L132 191H133V195H134V198H132V199H126V200H124V199H121L120 201H119V203L118 204H120V208L118 209V217L116 218V220H114V221H112L111 222V224L109 225L111 228H112V230H113V232L115 231H118L120 228H124V230H126L127 231V233L128 234H126V233H124L125 235H127V236H131V239H132V235H133V233H131V232H136V229H137V231H139L140 229H141V227L139 226V225H142V223H143V220H141V217H143V212H144V214H145V212H149V210H150V208L155 204V203H157L158 202V200L159 199H161V196L163 195V193H164V191H166L167 189H168V191H169V188H171V187H173V186H171V183H170V178L171 177H182L186 172H185V169H187V168H194L195 166H196V161H194L193 159H192ZM0 157H1V154H0ZM8 157V156H7ZM10 157V156H9ZM36 157H38V156H36ZM49 158V157H48ZM51 158V157H50ZM205 158V157H204ZM203 158V159H204ZM11 159V158H10ZM214 160H213V162H214ZM50 161V160H49ZM166 161V160H165ZM164 161V162H165ZM197 161H199V160H197ZM169 162V163H168ZM199 163V162H198ZM15 165H17V164H15ZM24 164H22V166H23ZM200 165V164H199ZM202 165H204V162L202 163ZM264 165V164H263ZM25 166V165H24ZM215 166V167H216ZM205 167V166H204ZM209 167V166H208ZM22 168H24V167H22ZM211 168H212V166H211ZM214 168V167H213ZM263 168V167H262ZM21 169V168H20ZM19 169V170H20ZM178 170V172H176V171H174V170ZM204 169V168H203ZM215 170H216V168H215ZM263 170V169H262ZM12 171L13 172H6V171H3V173H2V171H1V173L2 174H0L1 176H0V179L1 180H3V182H4V185H6L5 183H7V181H6V178H8V177H10V175H12L11 173H14V175L18 178V176H19V171H18V168H16V167H14V169H12ZM212 171V170H211ZM222 171V172H221ZM5 172V173H4ZM19 172V173H18ZM21 172L23 173V170H21ZM203 172V171H202ZM205 172V171H204ZM207 172V171H206ZM206 172L204 173V175L206 174ZM195 173V172H194ZM261 173V172H260ZM4 174H8L7 176L8 177H6V175H4ZM198 174V173H197ZM212 174V173H211ZM213 175V174H212ZM258 175V174H257ZM220 176V177H221ZM198 177H199V175H198ZM201 177H202V175H201ZM200 177V178H201ZM222 177V178H223ZM259 177V176H258ZM11 178V177H10ZM14 178V177H13ZM223 178V179H224ZM263 177H261V180H263L262 179ZM15 179V178H14ZM183 179H184V176H183ZM226 179V178H225ZM257 179V178H256ZM11 180V179H10ZM141 180V179H140ZM193 180V179H192ZM191 180V181H192ZM215 180H216V178H215ZM214 180V181H215ZM220 180V179H219ZM219 180H218V182H219ZM255 180V179H254ZM253 180V181H254ZM6 181V182H5ZM181 181V180H180ZM183 181V180H182ZM181 181V182H182ZM194 181H196V180H194ZM225 181V180H224ZM224 181H220L219 182V185H220V183H222L220 186H225L226 184V186H230V185H228V184H231V183H228L229 181H228V179H226V181H228L227 183L226 182H224ZM238 181V182H237ZM252 181V180H251ZM181 182H180V185H181ZM190 182V181H189ZM217 182V181H216ZM255 183H257L256 181H254ZM262 182V181H261ZM260 182V183H261ZM135 183V182H134ZM184 183H185V181H184ZM183 183V184H184ZM213 183V182H212ZM224 183H226L225 185H224ZM251 183V182H250ZM186 184V183H185ZM241 184V183H240ZM239 184V185H240ZM257 184H259V182L257 183ZM264 184V183H263ZM0 185H2V183L0 182ZM8 185V184H7ZM186 185H188V183L186 184ZM190 185V184H189ZM209 185V184H208ZM211 185L212 184H210L209 185V188L211 187ZM217 185V184H216ZM131 186V185H130ZM171 186V187H170ZM252 186H253V184H252ZM256 186V185H255ZM260 186V185H259ZM181 187H183V185L181 186ZM185 187H187V186H185ZM196 187V186H195ZM198 187V186H197ZM201 187V186H200ZM199 187V189L200 190H202L201 188ZM217 187H219V186H217ZM230 187H232V185L230 186ZM254 187V186H253ZM261 187V186H260ZM1 188V187H0ZM3 188V187H2ZM174 188V187H173ZM184 188V187H183ZM188 188V187H187ZM190 188V189H189ZM187 190L189 191V190H191V188H192V191L195 189V188H193L192 186L191 187H189ZM225 188V187H224ZM166 189V190H165ZM179 189H180V187H179ZM178 189V190H179ZM197 189V192H198V188H196ZM212 189H214V188H212ZM215 189H217V188H215ZM221 189V188H220ZM220 189H218L219 191H220ZM253 189V188H252ZM255 189V188H254ZM172 190V189H171ZM174 190H175V188H174ZM176 190H177V188H176ZM176 190H175V192H176ZM199 190V191H200ZM211 190V189H210ZM245 190V189H244ZM257 190H258V187H257ZM259 190H260V188H259ZM258 190V191H259ZM4 191V190H3ZM187 191V192H188ZM219 191H217V193L219 192ZM249 191H252V190H249ZM185 192V191H184ZM194 192H195V190H194ZM193 192V193H194ZM195 192V194H196V197L199 199V197H200V193H202L203 194V192L202 191H200V192ZM256 192V191H255ZM3 193V192H2ZM168 193V192H167ZM190 193H192L191 191H190ZM215 193V192H214ZM216 193V194H217ZM220 193V192H219ZM218 193V194H219ZM222 193V195H224V193L223 192H221ZM221 193L219 194V195H221ZM247 193H248V191H247ZM251 193V192H250ZM260 193V192H259ZM262 193H264V192H262ZM166 194V193H165ZM183 194H185V195H183ZM182 195L183 196H181V194H179V202H182V203H184V206L186 207V209H188L187 211L188 212H186L185 213V210H182L183 209V206L181 207L182 209H179L180 207L178 206V209L179 210H182V212L180 211H178V213L176 212L177 210L176 209H174L173 207V209H174V211H172V213L176 216V219L177 220H173V215H172V213L170 214V215H172L173 217H171L170 215H169V217L167 218V219H169V218H172L170 221H172V222H174L175 224H176V226H179V224L178 223H180L179 221H182L183 219V221H185L186 219H192L193 218V212L194 211H192L193 209H195L196 208V206L195 207H193V209H192V205L190 206V203L191 204H193L192 202H194V201H199V200H192V199H185V197L184 196H186L187 198H188V194H189V192H188V194H186V192L185 193H183ZM197 194H200L199 195V197H198V195ZM204 194H207V193H204ZM210 194V193H209ZM211 194H213V193H211ZM210 194V195H211ZM215 194V195H216ZM217 194V195H218ZM261 194V193H260ZM167 195V194H166ZM169 195V194H168ZM167 195V196H168ZM172 195V194H171ZM194 195V194H193ZM210 195H208L209 197H210ZM214 195V196H215ZM219 195H218V197H216V198H219ZM226 195V194H225ZM230 195V194H229ZM258 195V194H257ZM175 196V195H174ZM178 196V195H177ZM177 196H175V197H177ZM202 196V199H203V195H201ZM205 196H207V195H205ZM204 196V197H205ZM251 196H252V194H250V198H251ZM123 197V196H122ZM190 197H192L193 199H194V197H195V195H194V197L192 196V194H191V196ZM189 197V198H190ZM196 197H195V199H196ZM212 197H213V195H212ZM212 197L211 198H209V200H212ZM222 197V196H221ZM223 197H225V196H223ZM223 197H222V199H223ZM254 197H255V195H254ZM259 197L261 198H263V195L262 196H260L259 195ZM257 198V200L258 199H260V198ZM214 198V197H213ZM226 199H227V197H225ZM224 198V202H222L223 204L225 203V201H226V199ZM176 199V198H175ZM201 199V201H203ZM208 199V198H207ZM206 199V200H207ZM221 199V198H220ZM244 199H246V198H244ZM248 199V198H247ZM256 199V198H255ZM255 199H252V200H250V201H253V200H255ZM177 200V199H176ZM176 200L174 201L175 203H176ZM180 200H182V201H180ZM192 200V201H191ZM206 200H205V202H206ZM209 200H207V202L209 201ZM217 201L219 200V199H216ZM264 200V199H263ZM214 199H213V203H214ZM216 201V202H217ZM227 201H228V199H227ZM226 201V202H227ZM242 201H243V199H242ZM241 200H238V202H236L237 204H235V207L233 206V210H237V208H239L240 209V211H242L241 210V208L243 209V207H244V205H245V207H244V209L243 210H245L248 206H247V204H244L243 202H242ZM248 201V200H247ZM259 201V200H258ZM173 202V203H174ZM177 202H178V200H177ZM179 202L177 203V205L179 204ZM200 202V201H199ZM198 202V203H199ZM212 202V201H211ZM210 202V204H212ZM215 202V203H216ZM240 202H242L243 204L239 207V206H237ZM245 202V201H244ZM249 202V201H248ZM255 202V201H254ZM262 202V201H261ZM91 203V202H90ZM197 203V204H198ZM201 203V202H200ZM200 203H199V205H200ZM218 203V202H217ZM217 203H216V205L215 206H217ZM233 203V202H232ZM250 204H252V202H249ZM256 203V202H255ZM117 204V205H118ZM172 204V203H171ZM202 205H203V203H201ZM226 204V203H225ZM241 204V203H240ZM250 204H248L249 205V207L248 208H250L251 206H250ZM162 205H164V204H162ZM169 205V204H168ZM176 205V206H177ZM181 205V204H180ZM183 205V204H182ZM195 205V204H194ZM201 205V206H202ZM205 205H206V203H205ZM220 205H221V203H220ZM227 205V204H226ZM252 205H254V207H255V205L256 204H252ZM174 207H176L175 206V204L173 205ZM207 206V205H206ZM224 206V205H223ZM247 206V207H246ZM256 206H259V205H256ZM118 207V206H117ZM167 207V206H166ZM185 207H184V209H185ZM208 207V206H207ZM221 207V206H220ZM219 206L216 208V210H217V213H219V214H221V215H219V214H217L218 215V218L216 219V217H214L215 218V220L214 221H217V222H219L220 221V223H221V226H222V223L223 222H221V220H222V218H223V220H225V216L227 215V213L228 214H230L229 213V211L230 210H232V209H230L229 211H227L228 210V208L227 209H225L226 207H224L223 209H222V207H221V211L219 212V208H220ZM163 208V207H162ZM168 208V207H167ZM199 208V207H198ZM210 208H211V205H210ZM214 207L212 206V209H213ZM252 208H253V206H252ZM152 209V208H151ZM158 209H160V208H158ZM157 209V210H158ZM204 209V208H203ZM211 209V210H212ZM148 210V211H147ZM161 210V209H160ZM165 211H166V209H164ZM196 210V209H195ZM199 211H200V209H198ZM210 209H208L207 211H209ZM210 210V211H211ZM214 210V209H213ZM248 210H250V209H248ZM155 211H156V209H155ZM154 211V212H155ZM162 211V210H161ZM246 211V210H245ZM245 211H242L241 212V214L242 215H244L243 213H245ZM197 212V211H196ZM214 211H212V213H213ZM234 212V211H233ZM236 212H238V211H236ZM247 212V211H246ZM249 212H252L251 214H250V221H248L247 219V222L249 223L250 222V224H251V226L249 225V227H247L248 229H245V230H247V232H248V234L247 235H245V234H243V236L245 235L246 236V238H248V239H250V240H252V241H249L250 242V244H256V242H260L261 240H263L264 239V216H262V214L260 213V211H259V209H258V207L257 208H253L251 211H249ZM138 213L139 214H141L142 216H140V215H138ZM156 214H157V212H155ZM163 213V212H162ZM183 213H184V215H183ZM197 213H199V212H197ZM196 213V215H199V214H197ZM231 213H232V211H231ZM240 213V212H239ZM239 213H236L237 215H238V217H240L241 216V214H239ZM136 214L139 216H137V219H138V221H137V219H135L134 217H132L133 215H135L136 216ZM155 214V215H156ZM167 214V213H166ZM186 214V215H185ZM210 214V213H209ZM213 214H215V212L213 213ZM226 214V215H225ZM233 214V213H232ZM236 214H235V216H236ZM247 214V213H246ZM155 215H152V218H153V216H155ZM159 215H161V214H159ZM163 215V214H162ZM145 216V215H144ZM168 216V215H167ZM220 216V217H219ZM224 216V217H223ZM232 216V215H231ZM246 216V215H245ZM244 216V218H248V217H245ZM249 216V215H248ZM156 217V216H155ZM158 217V216H157ZM201 217H204V216H201ZM200 217V218H201ZM211 217V216H210ZM242 217V216H241ZM159 218H161V217H159ZM164 218V220H166V218L165 217H162V219ZM162 219H161V221H162ZM174 219H175V217H174ZM179 219H181V220H179ZM206 220V218H203V220ZM208 219H209V215H208ZM221 219V220H220ZM226 219H227V216H226ZM232 219V218H231ZM236 219V218H235ZM238 219V218H237ZM243 219V218H242ZM241 219V220H242ZM150 220V219H149ZM148 220V221H149ZM151 220H153V219H151ZM193 220V219H192ZM191 220V221H192ZM202 220V219H201ZM210 220V219H209ZM212 220V221H213ZM222 220V221H223ZM232 220H234V218L232 219ZM231 220V221H232ZM238 220H240V218L238 219ZM237 220V221H238ZM158 221H159V219H158ZM187 221V220H186ZM184 222L185 223V225L186 226H188V229H187V227H185V230L187 229L188 231H189V238H190V235L192 236V231H193V228H194V231L196 232V230L199 228V227H197V226H194L193 227V224H192V226H190L191 224H188L189 222ZM195 221V220H194ZM211 220L208 222L207 220L206 221H204V224H203V227L205 228V227H207V224L209 223V224H211L210 222H212ZM231 221H230V223H231ZM235 221V220H234ZM236 221V222H237ZM243 221H244V219H243ZM157 222V221H156ZM160 222V221H159ZM163 222V221H162ZM161 222V223H162ZM165 222H167V221H165ZM203 222V221H202ZM233 222V221H232ZM240 222V221H239ZM139 225H138V224ZM171 223V222H170ZM184 223H180V224H184ZM191 223V222H190ZM192 223H193V221H192ZM234 223V222H233ZM232 223V225H236V224H233ZM244 223H245V221H244ZM157 225H158V223H156ZM155 224V225H156ZM160 224V223H159ZM163 224V226L161 227V229L163 228L165 231H166V238L167 239H169V237H170V240H171V237L173 236V234L172 233H170V232H172L173 230H171L173 227H175L174 225L175 224H173V223H171L172 225L170 226L169 224H167V223H162ZM161 224V225H162ZM208 224V225H209ZM215 224H217V223H215ZM229 224V223H228ZM147 225V224H146ZM146 225H144V226H146ZM154 225V226H155ZM212 225V224H211ZM210 225V226H211ZM218 225H219V223H218ZM238 225V224H237ZM244 225V224H243ZM143 226V227H144ZM160 225H158L157 227H159ZM182 226H184V225H182ZM215 226V225H214ZM228 226V225H227ZM231 226V225H230ZM240 226V225H239ZM109 227V228H110ZM136 227H139L140 229H138V228H136ZM201 227V226H200ZM213 227V226H212ZM232 227V226H231ZM241 228H244V226L242 227V224H241V226H240ZM146 228V227H145ZM234 228V227H233ZM237 228V227H236ZM156 229V228H155ZM160 229V228H159ZM158 228H157V230L156 231H158L159 230ZM160 229V230H161ZM183 229V228H182ZM207 229V228H206ZM205 229V230H206ZM175 230V229H174ZM215 231H216V229H214ZM227 230V229H226ZM237 231L239 230V233H240V231L242 232V231H244V229L243 230H241V229H236ZM236 230H234V232L236 231ZM140 231H143V228H142V230H140ZM155 231V232H156ZM209 231H211V230H209ZM233 231V230H232ZM144 232V231H143ZM146 232V231H145ZM183 232V231H182ZM185 232V231H184ZM203 232V231H202ZM207 232V231H206ZM212 232V231H211ZM214 232V231H213ZM212 232V233H213ZM227 232V231H226ZM131 233V234H130ZM173 233H174V231H173ZM176 233V232H175ZM174 233V234H175ZM191 233V234H190ZM217 233H218V231H217ZM246 233V232H245ZM114 234V233H113ZM130 234V235H129ZM137 234H138V232H137ZM139 234H141L140 232H139ZM154 234H156V233H154ZM169 234H170V236H169ZM172 234V235H171ZM179 234V233H178ZM187 234V233H186ZM196 234V233H195ZM202 234V233H201ZM222 234V233H221ZM116 235V234H115ZM124 235V236H125ZM148 235V234H147ZM152 235V234H151ZM165 235H162V238H165V237H163V236H165ZM181 236H178L177 235V233H176V235H174V236H177V239H176V237H172L173 239L175 238V240H173V241H176V244H175V248L177 249L176 251H177V253L178 254H182L181 255V257L179 256V260H180V258H183L182 256L184 255L183 254V252L185 253V248L183 247V241L185 240L184 239V237H183V234L181 233L180 234ZM188 235V234H187ZM230 235V234H229ZM233 235V234H232ZM236 234H234V236H235ZM117 236V235H116ZM167 236H169V237H167ZM216 236V235H215ZM227 236V235H226ZM113 237V236H112ZM149 237H152V236H149ZM144 238V237H143ZM162 238H160L159 237V240H157V241H155V242H157V243H155L156 245H158L159 246V243L161 242L160 241V239H162ZM165 238V239H166ZM235 239H236V236L234 237ZM118 239H120V237L118 236ZM117 239V237L115 238L114 237V243H112V244H115L116 245V242H118V244L120 245H118L119 247H120V249H119V247L117 246H115L116 248H118L119 250H121V253H123V250L124 251H126L127 249L126 248H128V247H126V245H123V243L124 244H128V246H129V243H128V241H127V243L126 242H124L123 241V243H122V240H118ZM122 239V238H121ZM166 239V240H167ZM195 239V238H194ZM218 239V238H217ZM239 239V238H238ZM244 239V238H243ZM247 239V240H248ZM117 240V241H116ZM123 240H124V238H123ZM133 240V239H132ZM143 240H146V239H143ZM142 240V241H143ZM155 240V239H154ZM154 240H152V243H154L153 241ZM188 240V239H187ZM112 241V240H111ZM164 241L165 240H163L162 239V242L164 243ZM173 241L171 242V247H173L174 245V243H173ZM122 243V245H123V247H121L122 245L120 244V243ZM133 242H135V237H134V240H133ZM151 242V241H150ZM150 242H148V245L149 244H151ZM167 242V241H166ZM187 242V241H186ZM189 242V241H188ZM219 242V241H218ZM235 242V241H234ZM246 242V241H245ZM244 242V244L246 245V243ZM262 242V241H261ZM167 243H170V241H168ZM190 243V242H189ZM189 243H186L188 246H189ZM182 244V245H181ZM249 244V245H250ZM259 244V243H258ZM262 244V243H261ZM146 245V244H145ZM153 245V244H152ZM161 245V244H160ZM162 245H165V244H162ZM173 245V246H172ZM177 245V246H176ZM203 245V244H202ZM201 245V246H202ZM213 245V244H212ZM132 245H131V242H130V248L131 249H133L132 247H131ZM144 246V245H143ZM180 246V247H179ZM187 246V247H188ZM200 245H199V248H197V249H200V247H201ZM244 246V245H243ZM251 246V245H250ZM160 247V246H159ZM162 247V246H161ZM171 247H169V248H171ZM186 247V246H185ZM190 247V246H189ZM192 247H194V246H192ZM196 247V246H195ZM197 247H198V245H197ZM203 247V246H202ZM246 246H244V248H245ZM122 248V249H121ZM125 248V249H124ZM129 248V249H130ZM146 248H147V246H146ZM152 248V247H151ZM154 248V247H153ZM168 248V249H169ZM204 249H205V247H203ZM203 248H202V250H203ZM243 248V247H242ZM259 248H260V246H259ZM115 249V248H114ZM167 249V248H166ZM246 249V248H245ZM256 249L258 250V245H257V247H256ZM173 250V249H172ZM171 249H170V252L172 251ZM175 250V249H174ZM201 250V249H200ZM244 250V249H243ZM242 249H241V251H243ZM167 251H169V250H167ZM236 251V250H235ZM260 251V250H259ZM118 252H120V251H118ZM126 252H129V253H127V254H125ZM124 254H125V256H126V258H127V256H129L128 258H130V254H132V252L130 251V250H127ZM159 252V251H158ZM163 252V251H162ZM165 252V251H164ZM163 252V253H164ZM169 252V253H170ZM174 252V251H173ZM193 252H195V251H193ZM192 252V253H193ZM197 253L199 252V253H201V255H202V253L204 252V250H203V252H200V251H196ZM258 252V251H257ZM120 253V255H122ZM155 253V252H154ZM154 253H153V255L152 256H154ZM168 253V254H169ZM175 253V252H174ZM190 253V252H189ZM242 253V252H241ZM246 253V252H245ZM152 254V253H151ZM167 254V253H166ZM171 256H173V253L171 252ZM176 254V253H175ZM174 254V255H175ZM178 254H176L175 255V257L178 255ZM225 254V253H224ZM237 254V253H236ZM262 254V253H261ZM196 255V256H195ZM194 256H193V260H191L192 258H191V255H190V258H189V260H191L192 262H193V264H198L199 263V261L198 262H196L197 261V259H200V257H202V256H200V255H197V254H195ZM247 255V254H246ZM262 255H264V254H262ZM145 256V255H144ZM149 256V255H148ZM156 253H155V258H156ZM168 256H170V254L168 255ZM185 256V255H184ZM198 256H200L199 258H198ZM236 256V255H235ZM238 256V255H237ZM258 256H260V255H258ZM150 257V256H149ZM167 257V256H166ZM174 257V258H175ZM178 257V256H177ZM104 258H107V259H109V257L106 255V257H104ZM125 258V257H124ZM137 258H140V256H138ZM152 257H150V259H151ZM173 258V260H175ZM226 258V257H225ZM264 258V257H263ZM106 259V260H107ZM149 259V260H150ZM153 259V258H152ZM170 259H172L171 257H170ZM169 259V260H170ZM237 259V258H236ZM235 259V260H236ZM258 259H260V258H258ZM258 259H256V262L258 261L259 262V260ZM128 260V259H127ZM131 259H129V261H130ZM144 261H145V263H146V258L145 259H143ZM172 260V261H173ZM188 260V259H187ZM204 260V259H203ZM241 260V259H240ZM248 259H246V261H247ZM262 260V259H261ZM105 261V260H104ZM108 261V260H107ZM136 261H138V260H136ZM140 261V260H139ZM138 261V262H139ZM143 261V262H144ZM177 261H178V259H177ZM183 261H184V259H183ZM244 261V260H243ZM249 261V260H248ZM263 261H264V259H263ZM110 262V261H109ZM126 262V261H125ZM132 262V261H131ZM137 262V263H138ZM174 262V261H173ZM202 262V261H201ZM251 262V261H250ZM253 262V261H252ZM256 262H254V264L256 263ZM258 262L256 263V264H258ZM133 263V262H132ZM131 263V264H132ZM151 263V262H150ZM179 263V262H178ZM203 263V262H202ZM107 264V263H106ZM109 264V263H108ZM152 264V263H151ZM169 264V263H168ZM177 264V263H176ZM190 264V263H189ZM201 264V263H200ZM246 264V263H245ZM250 264V263H249ZM261 264V263H260ZM263 264V263H262Z\"/></svg>",
  "mask_w": 264,
  "mask_h": 264
}]
</instances>
